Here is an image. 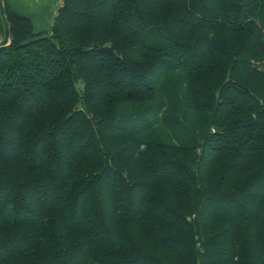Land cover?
<instances>
[{"label": "trees", "instance_id": "trees-1", "mask_svg": "<svg viewBox=\"0 0 264 264\" xmlns=\"http://www.w3.org/2000/svg\"><path fill=\"white\" fill-rule=\"evenodd\" d=\"M4 5L0 264H264V0Z\"/></svg>", "mask_w": 264, "mask_h": 264}, {"label": "crops", "instance_id": "crops-1", "mask_svg": "<svg viewBox=\"0 0 264 264\" xmlns=\"http://www.w3.org/2000/svg\"><path fill=\"white\" fill-rule=\"evenodd\" d=\"M12 11L29 17L36 32H48L52 29L58 8L63 0H4ZM7 22L0 0V44L7 35Z\"/></svg>", "mask_w": 264, "mask_h": 264}, {"label": "water", "instance_id": "water-1", "mask_svg": "<svg viewBox=\"0 0 264 264\" xmlns=\"http://www.w3.org/2000/svg\"><path fill=\"white\" fill-rule=\"evenodd\" d=\"M1 3H2V8H3L4 15H5V19H6V22H7V25H8V29H9V42H10L13 39L11 23L9 22V18H8L6 9H5L4 0H1Z\"/></svg>", "mask_w": 264, "mask_h": 264}]
</instances>
